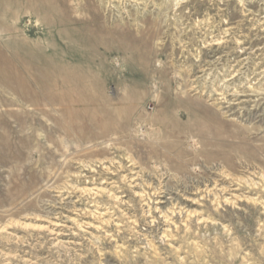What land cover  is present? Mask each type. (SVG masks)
Masks as SVG:
<instances>
[{
	"label": "rangeland",
	"instance_id": "1",
	"mask_svg": "<svg viewBox=\"0 0 264 264\" xmlns=\"http://www.w3.org/2000/svg\"><path fill=\"white\" fill-rule=\"evenodd\" d=\"M0 264H264V0H0Z\"/></svg>",
	"mask_w": 264,
	"mask_h": 264
},
{
	"label": "bare ground",
	"instance_id": "2",
	"mask_svg": "<svg viewBox=\"0 0 264 264\" xmlns=\"http://www.w3.org/2000/svg\"><path fill=\"white\" fill-rule=\"evenodd\" d=\"M57 227V226H56Z\"/></svg>",
	"mask_w": 264,
	"mask_h": 264
}]
</instances>
